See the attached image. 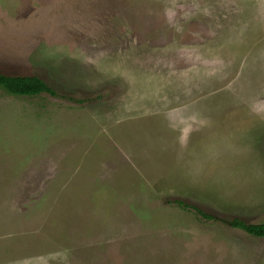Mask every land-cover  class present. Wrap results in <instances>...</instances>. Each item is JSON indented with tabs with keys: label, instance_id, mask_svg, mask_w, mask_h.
<instances>
[{
	"label": "rangeland",
	"instance_id": "obj_1",
	"mask_svg": "<svg viewBox=\"0 0 264 264\" xmlns=\"http://www.w3.org/2000/svg\"><path fill=\"white\" fill-rule=\"evenodd\" d=\"M0 71V264H264V0H0Z\"/></svg>",
	"mask_w": 264,
	"mask_h": 264
},
{
	"label": "trees",
	"instance_id": "obj_2",
	"mask_svg": "<svg viewBox=\"0 0 264 264\" xmlns=\"http://www.w3.org/2000/svg\"><path fill=\"white\" fill-rule=\"evenodd\" d=\"M0 87L6 92L17 96H36L42 93L56 95V91L48 85L46 81L36 75H11L0 71ZM181 206H186L177 200ZM196 212L207 219H218L200 208H195ZM233 227L241 228L256 237H264V223H248L241 219L231 221L224 220Z\"/></svg>",
	"mask_w": 264,
	"mask_h": 264
}]
</instances>
